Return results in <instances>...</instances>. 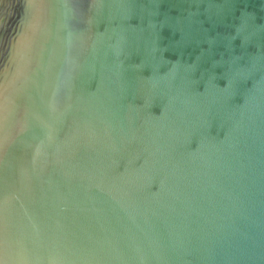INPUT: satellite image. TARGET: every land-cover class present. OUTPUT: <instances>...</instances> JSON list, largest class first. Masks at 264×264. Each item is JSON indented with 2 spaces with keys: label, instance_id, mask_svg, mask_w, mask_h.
<instances>
[{
  "label": "water",
  "instance_id": "water-1",
  "mask_svg": "<svg viewBox=\"0 0 264 264\" xmlns=\"http://www.w3.org/2000/svg\"><path fill=\"white\" fill-rule=\"evenodd\" d=\"M0 264H264V0H0Z\"/></svg>",
  "mask_w": 264,
  "mask_h": 264
}]
</instances>
